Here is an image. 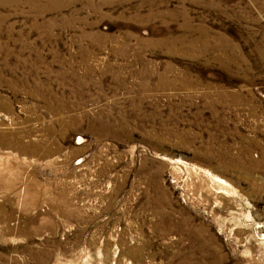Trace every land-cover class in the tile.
I'll return each mask as SVG.
<instances>
[{
	"label": "rangeland",
	"instance_id": "rangeland-1",
	"mask_svg": "<svg viewBox=\"0 0 264 264\" xmlns=\"http://www.w3.org/2000/svg\"><path fill=\"white\" fill-rule=\"evenodd\" d=\"M0 264H264V0H0Z\"/></svg>",
	"mask_w": 264,
	"mask_h": 264
}]
</instances>
